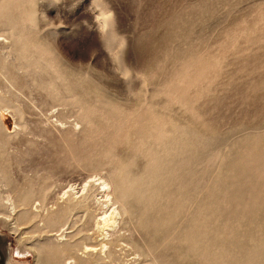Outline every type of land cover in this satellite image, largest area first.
I'll return each mask as SVG.
<instances>
[{"label": "rangeland", "instance_id": "1", "mask_svg": "<svg viewBox=\"0 0 264 264\" xmlns=\"http://www.w3.org/2000/svg\"><path fill=\"white\" fill-rule=\"evenodd\" d=\"M4 108L8 264H264V0H0Z\"/></svg>", "mask_w": 264, "mask_h": 264}, {"label": "bare ground", "instance_id": "2", "mask_svg": "<svg viewBox=\"0 0 264 264\" xmlns=\"http://www.w3.org/2000/svg\"><path fill=\"white\" fill-rule=\"evenodd\" d=\"M15 118V117H14ZM15 120H13V117H12V114L10 113V112H8V110L7 109H2L1 110V112H0V127H3L7 132H11L12 130H13V127H14V122ZM16 124V123H15ZM16 126V125H15ZM15 128V127H14ZM93 181V180H92ZM94 181H96V182H98L99 181V184H100V186L102 187V188H104L103 189V192H104V194H106L105 195V197L104 198H109V196H110V194H111V186H112V180L111 179H109V178H104L103 176H99L98 178H96ZM94 183V182H93ZM92 183V184H93ZM88 185H91L90 184V180H88V181H85V184H84V187L82 188V189H84V190H89V188H87V186ZM95 185V184H94ZM92 186V185H91ZM90 186V187H91ZM76 187V186H75ZM93 187V186H92ZM72 188H73V185H72ZM80 188V187H79ZM123 188V187H122ZM121 188V189H122ZM74 189H76V188H74ZM81 189V191H79V192H82L83 190ZM70 191V190H69ZM113 191V190H112ZM116 191V190H115ZM75 192H76V190H75ZM86 193L85 194H87V191H85ZM71 193H73V192H70V194ZM77 193V192H76ZM83 193V192H82ZM82 193H80V194H82ZM65 194H67V191L64 193V196H65ZM84 194V195H85ZM113 194V193H112ZM111 194V195H112ZM73 195H74V193H73ZM69 196V195H68ZM82 197H83V194H82ZM9 198V200L7 201L8 202V204L10 205V207H12V208H15V202H13L12 201V199H11V197L9 196L8 197ZM64 198V197H63ZM75 198H77V197H75ZM80 198V197H79ZM79 198H78V200H79ZM84 198V197H83ZM82 198V199H83ZM75 200V199H74ZM70 201V200H69ZM68 201V203H70ZM81 201V200H80ZM108 201V200H107ZM106 201V202H107ZM6 202V203H7ZM56 205H59L60 206V204L58 203H56ZM71 205V204H70ZM70 205H68V206H70ZM57 207V211L56 212H53V213H51L50 214V216H49V218H47L46 220H45V232L47 233V234H51V235H49V236H51V237H54V239L56 240L55 242L56 243H53L54 245H57V243H58V245H59V247L61 246L62 247V251H61V253H62V255L64 256V255H66L67 257H66V259H62V260H60L61 262H62V264H81L78 260H79V258H80V255H79V253L81 254V252L80 251H85V252H88V251H90V249L89 248H91V247H89V246H85V248L84 249H82V247H80L79 248V244L77 243V242H75L74 244H73V242L71 241V238H72V235L71 234H68L67 232H66V230H64L61 234H52V233H54L55 231H57V230H59L58 229V227L59 228H61V227H63V226H67V224H69L68 222V219H67V212H66V208L64 209V207ZM72 208V207H71ZM71 208L69 207L68 209L69 210H71ZM116 209V208H115ZM117 210V209H116ZM116 210H114V211H116ZM107 211V210H106ZM69 213V212H68ZM105 213V212H104ZM115 213V212H114ZM116 213H119L118 211L116 212ZM111 215V214H110ZM116 215H118V214H116ZM101 216V215H100ZM103 216H105V217H103ZM102 217V218H101ZM100 218H101V220H103V222L101 223L100 222V220L98 219V221L100 222V224H103V225H106L107 224V222L109 221V220H111V221H109V223L111 224V222L113 221L112 219H108L107 220V216L106 215H102ZM108 218H109V216H108ZM107 221V222H106ZM98 222V223H99ZM114 222V221H113ZM113 222H112V225H115V224H113ZM109 225V224H108ZM108 225H107V228H108ZM101 227H103L102 225L100 226V228ZM105 227V226H104ZM103 227V228H104ZM46 228L48 229V230H46ZM43 229V228H42ZM105 229H106V227H105ZM104 229V230H105ZM92 231H93V229H92ZM91 231V232H92ZM101 232H102V229H101ZM113 232H114V229H113ZM97 233V231H95V233L94 234H96ZM104 233V232H103ZM107 233V232H106ZM105 233V234H106ZM93 234V235H94ZM104 234V236L106 237V235ZM109 235H111L110 233H108ZM102 235V234H101ZM112 237V236H111ZM100 238H102V237H100ZM113 239V238H112ZM111 239V241L110 242H113V240ZM105 240V239H104ZM109 239H107V241H108ZM115 240V239H114ZM68 241V242H67ZM115 243V242H114ZM107 244H110V243H108L107 242ZM107 244H104V246H103V248H107L106 246H107ZM113 245V244H112ZM114 246V245H113ZM111 248V247H110ZM76 249H78V251H79V253H75V250ZM95 249H92L91 251H94ZM112 251V250H111ZM113 252V251H112ZM111 254V253H110ZM107 258H108V256H106ZM69 259H71V260H73V261H71V262H68V263H66ZM61 262H60V264H61ZM9 264H11V262H9Z\"/></svg>", "mask_w": 264, "mask_h": 264}, {"label": "flooded vegetation", "instance_id": "3", "mask_svg": "<svg viewBox=\"0 0 264 264\" xmlns=\"http://www.w3.org/2000/svg\"><path fill=\"white\" fill-rule=\"evenodd\" d=\"M0 264H8L2 254H0Z\"/></svg>", "mask_w": 264, "mask_h": 264}, {"label": "water", "instance_id": "4", "mask_svg": "<svg viewBox=\"0 0 264 264\" xmlns=\"http://www.w3.org/2000/svg\"><path fill=\"white\" fill-rule=\"evenodd\" d=\"M0 254H2L3 255V257H4V252H3V250L0 248ZM5 258V257H4Z\"/></svg>", "mask_w": 264, "mask_h": 264}]
</instances>
